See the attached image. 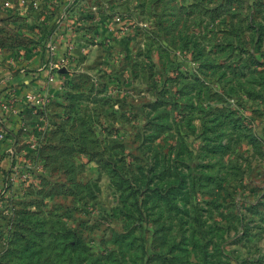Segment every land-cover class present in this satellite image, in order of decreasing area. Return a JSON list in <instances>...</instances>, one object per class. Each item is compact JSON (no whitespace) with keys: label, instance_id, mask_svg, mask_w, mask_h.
Returning a JSON list of instances; mask_svg holds the SVG:
<instances>
[{"label":"rangeland","instance_id":"374dc122","mask_svg":"<svg viewBox=\"0 0 264 264\" xmlns=\"http://www.w3.org/2000/svg\"><path fill=\"white\" fill-rule=\"evenodd\" d=\"M4 1L0 264H264V0Z\"/></svg>","mask_w":264,"mask_h":264},{"label":"built area","instance_id":"2783aa9c","mask_svg":"<svg viewBox=\"0 0 264 264\" xmlns=\"http://www.w3.org/2000/svg\"><path fill=\"white\" fill-rule=\"evenodd\" d=\"M12 4V0H5L4 5L10 6ZM67 11H64L62 14H65ZM27 98L31 100L33 98L32 94H28ZM13 100L9 99L1 102L0 104V138H4L5 135L8 134L11 136H16L15 131L12 128L7 126V116L11 110Z\"/></svg>","mask_w":264,"mask_h":264},{"label":"crops","instance_id":"0c3cea01","mask_svg":"<svg viewBox=\"0 0 264 264\" xmlns=\"http://www.w3.org/2000/svg\"><path fill=\"white\" fill-rule=\"evenodd\" d=\"M8 117H9V116H8ZM11 127H13V126H11ZM14 127H15V126H14ZM14 127H13V130L15 131V133H16V135H17V131H18V130L15 129ZM17 139H18L17 137H13V136H11V135H9V136L7 137V140L10 141V142H12V140H14V142H16Z\"/></svg>","mask_w":264,"mask_h":264},{"label":"trees","instance_id":"16d2710c","mask_svg":"<svg viewBox=\"0 0 264 264\" xmlns=\"http://www.w3.org/2000/svg\"><path fill=\"white\" fill-rule=\"evenodd\" d=\"M138 185H139V183H138ZM83 260H84V258H80V263L79 264H84Z\"/></svg>","mask_w":264,"mask_h":264}]
</instances>
